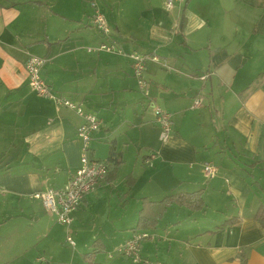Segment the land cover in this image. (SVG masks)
I'll return each mask as SVG.
<instances>
[{"label":"crops","instance_id":"0c3cea01","mask_svg":"<svg viewBox=\"0 0 264 264\" xmlns=\"http://www.w3.org/2000/svg\"><path fill=\"white\" fill-rule=\"evenodd\" d=\"M147 3L143 33L123 12L100 39L91 33L94 12H76L69 1L58 12L52 0H0V220L24 226L8 234L22 237L8 259L133 264L117 249L133 233L142 200L201 191L203 209L170 205L153 228L141 230L148 235L142 260L264 264V224L256 218L264 209V0H182L169 10L164 0ZM107 41L151 57L145 89L128 56L99 49ZM29 54L47 59L42 75L56 94L101 120L90 155L108 162L109 172L66 228L34 194L62 188L80 166L83 120L30 90ZM153 106L171 116L166 142ZM206 161L217 166L213 177L203 172ZM40 219L45 228L34 226Z\"/></svg>","mask_w":264,"mask_h":264},{"label":"built area","instance_id":"2783aa9c","mask_svg":"<svg viewBox=\"0 0 264 264\" xmlns=\"http://www.w3.org/2000/svg\"><path fill=\"white\" fill-rule=\"evenodd\" d=\"M174 1L182 0H166L165 8L169 9L173 6ZM93 27L101 31L105 36L110 35L111 29L106 24V20L99 9L95 8L93 18ZM100 50L107 52H113L124 55L121 49L115 42L103 43ZM88 51L93 49L89 48ZM132 61L133 74L136 77L138 84L141 88L145 87V80L143 73L147 60L151 59L149 55L141 53L127 54ZM152 59H156L152 57ZM45 57L29 54L25 61V70L28 77V85L30 90L38 97L51 100L55 105L66 107L76 112L83 120V123L78 127L77 135L81 141L80 148V166L71 175L68 182L60 189L49 188L46 191L37 192L34 194L36 199H39L49 214L54 215L56 221L65 226H69L72 222V212L79 206L81 199L89 192L93 191L102 181H104L108 175L109 167L107 162L101 160H95L90 155V142L92 134L99 129L101 120L95 115L83 110L81 105L68 99L63 95L56 94L49 83L44 79L42 75V69L46 63ZM202 78H206L203 76ZM196 106L200 105V102H195ZM154 108V122L160 128V140L166 142L172 132V122L169 113L163 111L159 107ZM155 158L153 152L150 153L148 158L145 159L147 164ZM203 172L207 177H213L217 173V166L210 161H206L203 164ZM148 237L145 232L132 233L130 237L124 240L119 246L117 251L128 258L133 264L145 263L147 261L141 258V242ZM66 241L74 246V241L71 236L66 237ZM40 264H47V260L44 257L39 258Z\"/></svg>","mask_w":264,"mask_h":264},{"label":"rangeland","instance_id":"374dc122","mask_svg":"<svg viewBox=\"0 0 264 264\" xmlns=\"http://www.w3.org/2000/svg\"><path fill=\"white\" fill-rule=\"evenodd\" d=\"M54 3V9L58 12H63L65 7H68V1L70 2V5L72 8H75L76 12H88L89 10L94 12L93 6H96L97 9L100 10V12L103 14L106 24L112 29L111 26H114L117 23L118 18H123L120 14L125 12L127 19L129 21H132L135 19V21H139L138 23V31L140 33H143L145 29L147 28L149 21L151 20V17H149L148 13L146 12L148 9V3L147 0H52ZM127 2V6H123L124 2ZM165 1L164 0V7H165ZM176 2L174 1L173 6ZM172 6V7H173ZM171 7V8H172ZM169 8V9H171ZM86 9V10H85ZM89 9V10H88ZM163 9V8H162ZM166 9V8H165ZM167 9V10H169ZM146 10V11H142ZM70 14H73L70 12ZM91 15V14H90ZM92 35H96L98 38H104V34L101 31L98 30H91ZM121 44L123 43L121 39ZM124 55L126 56L127 53L126 50H123L120 48ZM144 77V76H143ZM145 89V88H144ZM143 89V93H144ZM145 94V93H144ZM148 103H146V107ZM152 111H154V108H151ZM1 156V155H0ZM6 157L1 158L2 165L5 163ZM3 209V206L0 205V213ZM49 214V213H48ZM50 217L54 218V215L49 214ZM6 221V220H5ZM20 222H17V220H13L10 223L4 222L3 220H0V264H30V263H24V260L22 257H18L16 259H8L11 255V250L14 249L20 242L18 240L22 239V237H10L8 234L11 230L17 227H24L19 225ZM27 223H30L29 221ZM47 225L46 221L44 219H40L39 221L35 222V227H43L45 228ZM62 227H67L63 224H60ZM71 238H73V241L75 242V236L71 235ZM63 245H65L68 249H71L72 247L65 242V236L63 237L62 241ZM76 244V243H75ZM74 244V245H75ZM22 245V244H21ZM21 245L18 250H21ZM38 248V245H36ZM105 253L99 254L102 260Z\"/></svg>","mask_w":264,"mask_h":264},{"label":"trees","instance_id":"16d2710c","mask_svg":"<svg viewBox=\"0 0 264 264\" xmlns=\"http://www.w3.org/2000/svg\"><path fill=\"white\" fill-rule=\"evenodd\" d=\"M109 155L111 160H114L116 163H119L120 153L115 150L114 146H110ZM170 205L182 206L192 211L201 210L205 206L201 191H197L194 193L172 194L164 197L159 201H151L149 199L144 198L142 200L141 208L139 210L137 224L132 229V232H141V230L153 228L157 224V222L162 218L167 207ZM256 218L262 224H264V209H259L257 211ZM95 244H93L94 251L92 253L84 255V260L87 263H93L94 255L97 252Z\"/></svg>","mask_w":264,"mask_h":264}]
</instances>
